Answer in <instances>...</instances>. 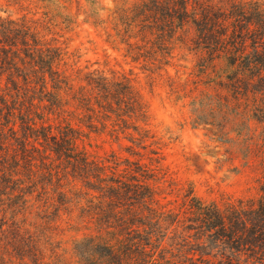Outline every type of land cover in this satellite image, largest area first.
Here are the masks:
<instances>
[{"label": "trees", "instance_id": "16d2710c", "mask_svg": "<svg viewBox=\"0 0 264 264\" xmlns=\"http://www.w3.org/2000/svg\"><path fill=\"white\" fill-rule=\"evenodd\" d=\"M83 1L84 22L143 71L185 52L192 87H169L194 123L243 151L252 122L264 138V0ZM43 16L0 15V264H264V156L256 197L205 202L188 184L167 200L172 134L152 130L129 76L75 67L66 17ZM91 135L119 151L89 155Z\"/></svg>", "mask_w": 264, "mask_h": 264}, {"label": "rangeland", "instance_id": "374dc122", "mask_svg": "<svg viewBox=\"0 0 264 264\" xmlns=\"http://www.w3.org/2000/svg\"><path fill=\"white\" fill-rule=\"evenodd\" d=\"M95 1L100 8L109 11L120 0ZM67 6V10L59 9L56 0H0V15L43 18V14L52 16L60 11L66 20H56L57 33L61 36L58 40L64 43L69 53L77 56L75 67L124 73L134 81L147 103L152 130L158 133L168 130L174 138L161 163L174 189L167 200H173L176 191L188 184L195 196L205 202L256 197L261 178L260 162L264 156L262 127L252 122L249 133L252 141L247 143L245 151L228 141H218L215 129L194 123L186 100L176 101L171 95L169 86L172 83L178 91L185 86L192 87L193 77L189 73L194 62L185 56L183 50L175 51L176 57L165 72L150 74L143 71L141 65L125 58L122 47L116 49L105 44L104 37L84 22L83 0H70ZM229 138L235 139L236 135L231 133ZM82 147L93 157H103L120 149L119 143L105 135H91Z\"/></svg>", "mask_w": 264, "mask_h": 264}]
</instances>
